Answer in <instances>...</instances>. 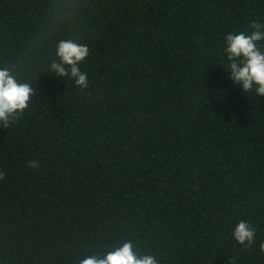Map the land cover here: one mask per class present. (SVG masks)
<instances>
[{"label":"trees","instance_id":"1","mask_svg":"<svg viewBox=\"0 0 264 264\" xmlns=\"http://www.w3.org/2000/svg\"><path fill=\"white\" fill-rule=\"evenodd\" d=\"M251 23L264 0H0V70L34 90L0 124V264L127 241L157 264H264V97L224 52ZM66 40L89 49L86 89L51 69Z\"/></svg>","mask_w":264,"mask_h":264},{"label":"clouds","instance_id":"2","mask_svg":"<svg viewBox=\"0 0 264 264\" xmlns=\"http://www.w3.org/2000/svg\"><path fill=\"white\" fill-rule=\"evenodd\" d=\"M249 27L250 34L239 32L225 37L224 52L229 62L226 72L230 73L229 79L242 92L248 94L254 91L257 96L264 97V51L259 46V42L264 41V24L251 23ZM56 55L60 63H53L51 69L60 77L74 80L80 89H86L89 81L80 70V64L89 55L88 47L71 40L61 41ZM33 95L34 90L29 84L17 83L7 70H0V124L4 129H11L20 120ZM27 167L36 169L38 163L33 160ZM4 175L0 171V180L4 179ZM232 236L237 244L251 247L255 229L247 221L241 220ZM259 250L264 253V243L259 245ZM80 264H157V260L152 255L137 256L132 242L127 241L121 247L109 251L103 259L89 256L81 260Z\"/></svg>","mask_w":264,"mask_h":264}]
</instances>
